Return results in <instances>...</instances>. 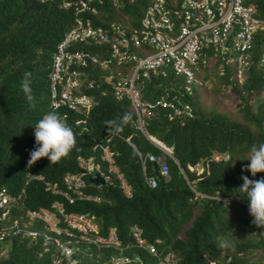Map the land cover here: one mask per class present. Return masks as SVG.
Listing matches in <instances>:
<instances>
[{"label": "trees", "instance_id": "16d2710c", "mask_svg": "<svg viewBox=\"0 0 264 264\" xmlns=\"http://www.w3.org/2000/svg\"><path fill=\"white\" fill-rule=\"evenodd\" d=\"M243 2L252 4L256 14L264 18V0ZM104 5L107 7L106 2ZM121 10L134 17L141 14L138 5H127ZM106 12L109 13L108 9ZM71 22V13L58 9L53 0H0V186L10 190L22 185L23 158L29 146L35 143L34 126L50 112L46 101V74L55 45ZM263 38L261 32L254 35L250 64L243 71L245 77L240 83L234 77L235 66L224 60H214L211 50H205L207 64L198 68L201 71L216 69L215 77L223 81V91L226 89L228 95H235L232 99L236 101L240 120L218 112L204 116L191 97L188 99L195 109L193 119L169 121L168 109L159 107L152 111L145 130L170 147L177 161L167 157L169 178L163 180L157 176L154 188L143 183L139 160L126 138L142 154L160 150L132 125L135 116L128 109V100H114L109 91L82 124L74 125L78 115L65 109L57 111L66 114L78 150L74 149L57 164L49 163L46 157L41 158L32 165L33 169L47 180L58 182L64 172L75 169L77 155L92 154L95 140L112 136L109 146L116 165L130 186V196L122 195L116 186H104L97 192L102 198L100 203H75L73 208L76 211L89 210L101 228L114 226L122 239L126 238L130 224H138L147 239L159 238L162 241L160 247L177 254L180 264H206L202 257L204 253L221 256L222 252L235 257L230 264H264V254L253 256L258 250H264V227H256L250 214L233 220V213L237 214L239 208L248 213L249 210L235 202L225 207L220 200L195 194L229 196L249 205L246 194L239 190L243 184L240 177H264V173L252 177L250 172H242L250 163V149L264 143V95L261 96L264 92V65L257 64ZM80 47L95 50L88 45ZM217 67L222 69L221 74ZM25 72L31 73L35 107L29 106L21 90ZM151 80L158 79L153 77ZM148 85L144 91L146 97L151 91ZM250 97H255L254 106L250 105ZM126 113L131 116V121L123 131L119 135L108 133L104 122ZM214 153L227 155V160L210 161L207 171L200 176L187 169L188 164ZM147 168H151L149 163ZM49 199L40 183L32 181L27 186L28 206L45 205ZM225 237L232 239L234 250L218 247L220 238ZM6 243L8 251L0 256V264H48L47 255L38 254L37 246L28 244L25 238H12Z\"/></svg>", "mask_w": 264, "mask_h": 264}, {"label": "clouds", "instance_id": "9594fccd", "mask_svg": "<svg viewBox=\"0 0 264 264\" xmlns=\"http://www.w3.org/2000/svg\"><path fill=\"white\" fill-rule=\"evenodd\" d=\"M40 2H48L51 0H39ZM182 0H162V6L165 10H172L174 4H179ZM55 6L64 11H69L71 13L72 22L67 30L63 33L59 41L55 45L54 52L51 54L50 63L48 66V71L46 74L47 80V107L50 111L49 113L43 115L40 120H38L34 126V137L35 143H32L27 153L23 158V181L22 185L16 190H10L5 188L14 195L20 193V197H17V209L12 210L13 217H20L21 222H30L29 229L35 234L30 235H16V236H7L0 244V256H4L8 251V246L6 240L12 238H25L28 244H34L37 246L38 254L47 255L48 264H110L115 262L116 264H180V259L177 254L172 250H168L160 247L162 241L159 238H154L152 240L147 239L144 236L143 229L135 223H132L128 226L126 230V238L122 239L114 226H108L105 229L101 228L99 221L96 219L95 215L92 214L89 210L85 211H76L73 206L75 203H100L102 201L101 196L97 193L104 186H116L120 189L121 194L125 197L130 196V186L125 179L123 173L119 170L118 166L115 163L113 151L109 146V142L112 136H107L103 140L97 139L94 141L92 149L94 150L92 154L84 156L77 155L75 157V169L73 171H66L61 175L60 180L57 182H52L47 180L41 173H37L33 169V164H35L41 158H47L49 163L57 164L62 159L67 158L74 149H77V141L75 133L72 128L67 123L66 114H60L59 110L65 109L70 111L79 117L74 120V125L82 124L85 122V119L88 118L89 112L98 105L100 98L105 95L107 91L111 94L110 85L107 82V74L111 70H115L117 66L110 65L105 70H100L96 66L92 68H77L72 67L77 71L75 77L69 76V69L67 72L62 74L61 80L56 81L54 84L51 82L49 74L52 71V59L54 54L57 52V45L64 39L67 31L74 24V14L71 9H63L59 7L60 0H53ZM105 2L107 7H105ZM244 6H249L252 9V16L261 20V27L254 29L252 33L251 45L250 47L242 54L244 58L241 61H238L239 52L233 49L230 42H227V48L225 49L224 57L214 55L212 52V57L214 60L219 59L220 62L223 60L229 65L235 66L234 77L237 83H240L245 74L243 71L250 64L251 54L254 47L253 37L256 33L261 32L264 35V18L256 14L255 8L252 4H245L241 0ZM95 7L98 9V13L95 15H89L91 24L93 26H100L106 28L109 22L111 21H120L125 26H135L138 24L140 17L144 12L154 4L155 0H116L113 3V0H95L92 1ZM186 1L185 4L186 5ZM127 5H138L140 9V15L137 17L131 16L121 9H124ZM109 13L107 14V9ZM187 8V5L184 7ZM110 9V10H109ZM184 9H181L180 18L184 19ZM110 14V17H108ZM190 17L188 21L192 24H198L195 17ZM172 23L174 17L171 18ZM98 21V22H96ZM134 22V23H133ZM92 46L94 51H90L80 46ZM105 44H95L91 42H70L65 48L66 51L72 52L75 49L89 51L97 56H103L102 49L105 48ZM104 46V47H103ZM146 50V49H145ZM205 50H209L208 48ZM134 52L138 55L141 53V50L134 49ZM235 52L236 56L231 57V53ZM259 60L258 65H264V38L262 43H260L259 51ZM219 60L217 62H219ZM218 65V64H217ZM220 65V64H219ZM123 66V65H121ZM218 68V67H217ZM201 69V68H200ZM199 71H196V75L201 80V83H191V94L185 95L182 98L183 102L189 104L192 112L191 117L186 116H177L174 115L171 109H168L167 120L171 121H185L194 118L195 109H193L192 103L189 101V97L195 95L193 90V85H196L200 88L207 86L206 77H201ZM149 80L144 79L143 81L137 82V87L141 91H145L146 84L148 83L151 86V91L149 96L146 97L142 94L144 99L151 100L156 99L159 94H163L164 88L168 90L170 86H179L182 87L184 79L182 76H174V74L168 70L166 77L162 78L159 75H154L150 72ZM218 73H222V69L218 68ZM158 79L155 82L151 78ZM75 82L71 87L64 88L68 85L67 82ZM92 81L94 84L93 88H88V83ZM162 81H165L162 82ZM149 86V85H148ZM21 90L24 93L29 106L35 107V99L32 90V81L31 73L25 72L24 78L21 81ZM160 90V91H159ZM56 94L55 101L58 102L56 107H53L51 101L53 93ZM66 92L69 95L68 101H61V94ZM174 92V91H172ZM87 96L92 105L90 108L85 109L84 106L72 101L73 97ZM114 100H116L113 97ZM181 99V98H180ZM124 100V99H122ZM127 100V99H125ZM193 100V99H192ZM119 101V100H117ZM71 104V106L69 105ZM156 106L151 110L150 115L154 109L159 108ZM165 108V107H161ZM128 109L133 114L134 112L130 109V104L128 101ZM167 109V108H165ZM148 117L142 118V127L139 130L142 135L152 144L153 142L159 143L160 147H157L160 151L158 153L146 152L144 154L136 150L134 145L126 138L127 143L134 150L140 164L141 175L143 183L149 187L154 188L157 185V176H160L163 180L169 178V170L167 165V157L171 158L173 161H176L172 155L170 147H167L163 142L157 140L155 137L149 135L145 130V124ZM135 116V114H134ZM136 117L131 121V116L125 114L123 117L118 119L106 120L104 123L107 126L108 133L113 135H119L125 126L131 121L134 126ZM181 120V121H180ZM135 128V127H134ZM109 139L106 141V139ZM37 146H36V145ZM107 146L110 151L109 160L102 158L103 152L102 147ZM167 149V150H166ZM169 149V150H168ZM170 151V152H169ZM138 153L140 157H138ZM163 153L164 161L167 166L168 174L162 176L159 173V166L156 162L151 161L147 158L148 155H160ZM144 160H141V159ZM226 161L227 155L220 156L216 153L199 159L193 164H188L186 167L190 172H193L196 176H200L202 172H206L208 168V163L210 161ZM248 160L250 163L246 168L242 169L243 171H248L251 173L252 177H255L257 173H264V143H261L259 146H253L250 149V155ZM147 163L150 164L151 168H147ZM199 164L201 166V171L197 172L194 169V165ZM156 171V172H155ZM182 172V170L180 169ZM150 172V173H149ZM152 172V173H151ZM183 173V172H182ZM98 175L102 183L99 181H92L91 179ZM152 178L155 182V185L149 186L147 179ZM243 184L240 186L239 190L242 193L246 194L248 204L241 202L237 198L229 196H208L196 192V195L206 198H214L220 200L225 207L229 206L230 202H235L238 205H243L247 208L248 211H243L248 213L253 217L252 223L256 227H264V177L260 179H249L248 176L242 175L240 177ZM68 180V181H67ZM38 182L42 186V189L46 196L50 197L48 202L45 205H39L37 207H30L26 203V189L27 186L32 182ZM1 187V186H0ZM192 188V187H191ZM193 189V188H192ZM245 215V216H248ZM182 237V235L180 234ZM150 247H153L154 252L150 251ZM218 247L224 250L233 249L234 243L230 238H220ZM146 256L148 260H144L143 256ZM221 256H213L203 254V260L206 264H230L231 261L235 258L231 254L227 253L224 255L223 252ZM263 264V263H262Z\"/></svg>", "mask_w": 264, "mask_h": 264}, {"label": "built area", "instance_id": "2783aa9c", "mask_svg": "<svg viewBox=\"0 0 264 264\" xmlns=\"http://www.w3.org/2000/svg\"><path fill=\"white\" fill-rule=\"evenodd\" d=\"M92 1L95 0H60L59 7L72 10L74 24L57 45L49 77L54 84L61 80L62 74L66 73L70 66L79 69L96 66L100 70H105L110 65L117 66L107 74L106 80L116 100L129 101L130 109L136 117L134 127L139 129L143 124L142 118L148 117L156 106L171 109L177 116L191 117V108L182 98L191 94V83H201L196 71L208 62L205 49L208 48L214 55H220L222 58L228 46L227 42H230L233 49L239 52L238 61H241L244 58L242 54L251 45L254 29L261 27L262 23L252 16L251 7L244 6L241 0H182L179 4H174L172 10H165L162 0H155L156 4L144 12L137 25L125 26L120 21H111L106 28H102L91 24L89 15L98 13ZM115 1L113 0V3ZM181 9H184V19L180 18ZM189 15L195 17L198 24L190 23ZM84 41L105 44L101 53L103 56L84 50H65L70 42ZM138 48L141 50L139 55L134 52V49ZM168 70L174 76L183 77L182 87L170 86L168 90L164 88L163 94H159L156 99H144L137 82L149 80L148 72L164 78ZM77 74L75 69H69V76L75 77ZM67 83L64 88L75 84L69 81ZM87 87L93 88V82L90 81ZM51 96V103L56 107L58 102L55 101L54 91ZM68 100L69 95L63 92L61 101ZM72 101L85 109L92 105L87 96L73 97ZM69 105L71 106L70 103ZM108 140L107 138L106 141ZM102 152V158L108 161L110 151L106 145L102 147ZM138 155L140 157L139 153ZM147 158L158 164L162 176L168 174L163 153L148 155ZM194 169L200 172L202 168L195 164ZM146 181L149 186L155 185L152 178ZM17 197H20V193L14 195L4 186L0 187V244L9 235L35 234L28 228L29 221L21 222L20 217L12 215V210L18 208ZM150 251L154 252L153 247H150Z\"/></svg>", "mask_w": 264, "mask_h": 264}, {"label": "rangeland", "instance_id": "374dc122", "mask_svg": "<svg viewBox=\"0 0 264 264\" xmlns=\"http://www.w3.org/2000/svg\"><path fill=\"white\" fill-rule=\"evenodd\" d=\"M232 58L236 56V53L233 52L230 55ZM201 77L205 76L209 82H206L205 87H198L193 85V90L195 95L192 97L194 104L200 110L202 115L208 116L210 112H218L229 116L234 120H240V112L237 110V106L235 104V100L232 98L235 97L234 94L228 95L226 89H222L223 81L219 78L215 77L216 69L211 70L210 68L206 70L199 71ZM213 79V80H211ZM144 94L143 91H141ZM264 95V92L261 93V96ZM255 98V97H254ZM254 98L250 97V105H253ZM47 99V98H46ZM254 106V105H253ZM248 215V213H244L243 211H238L237 214L233 213V220H239L240 217ZM263 255L264 250H258L255 255Z\"/></svg>", "mask_w": 264, "mask_h": 264}, {"label": "water", "instance_id": "95a60500", "mask_svg": "<svg viewBox=\"0 0 264 264\" xmlns=\"http://www.w3.org/2000/svg\"><path fill=\"white\" fill-rule=\"evenodd\" d=\"M153 144L154 145H157V146H161V145H159V143H156V142H153ZM161 148V147H160ZM167 150V149H166ZM169 150V149H168ZM170 152V151H169ZM156 172V171H155ZM92 181H99V182H101L102 183V180H101V178L98 176V175H95V177L94 178H92L91 179Z\"/></svg>", "mask_w": 264, "mask_h": 264}]
</instances>
